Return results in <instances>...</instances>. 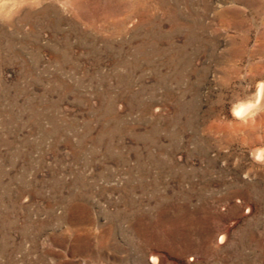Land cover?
<instances>
[{"label": "rangeland", "instance_id": "rangeland-1", "mask_svg": "<svg viewBox=\"0 0 264 264\" xmlns=\"http://www.w3.org/2000/svg\"><path fill=\"white\" fill-rule=\"evenodd\" d=\"M0 17V264H264V0Z\"/></svg>", "mask_w": 264, "mask_h": 264}, {"label": "clouds", "instance_id": "clouds-1", "mask_svg": "<svg viewBox=\"0 0 264 264\" xmlns=\"http://www.w3.org/2000/svg\"><path fill=\"white\" fill-rule=\"evenodd\" d=\"M0 19L3 18L0 17ZM262 107H264V80L257 81L256 92L253 96L232 103L230 112L232 117L243 121L254 114L253 110H259Z\"/></svg>", "mask_w": 264, "mask_h": 264}, {"label": "bare ground", "instance_id": "bare-ground-1", "mask_svg": "<svg viewBox=\"0 0 264 264\" xmlns=\"http://www.w3.org/2000/svg\"><path fill=\"white\" fill-rule=\"evenodd\" d=\"M156 256V255H155ZM155 258V257H154ZM156 258H157V256H156ZM158 259V258H157ZM157 262H158V260H157Z\"/></svg>", "mask_w": 264, "mask_h": 264}]
</instances>
